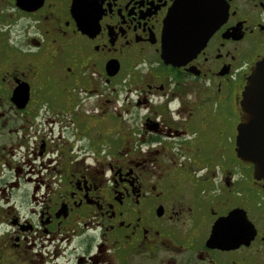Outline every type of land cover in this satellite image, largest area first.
<instances>
[{
  "label": "flooded vegetation",
  "instance_id": "flooded-vegetation-1",
  "mask_svg": "<svg viewBox=\"0 0 264 264\" xmlns=\"http://www.w3.org/2000/svg\"><path fill=\"white\" fill-rule=\"evenodd\" d=\"M182 1L0 0V264H264L237 154L264 0H205L191 55Z\"/></svg>",
  "mask_w": 264,
  "mask_h": 264
},
{
  "label": "water",
  "instance_id": "water-1",
  "mask_svg": "<svg viewBox=\"0 0 264 264\" xmlns=\"http://www.w3.org/2000/svg\"><path fill=\"white\" fill-rule=\"evenodd\" d=\"M205 0H183L170 13L166 21V30L172 34L174 46L180 51H198L207 37L194 41L189 34L195 30L205 14ZM186 52H182V55ZM189 55V53H188ZM183 59L171 64H180ZM241 123L238 126L237 154L241 161L253 167V175L264 182V59L258 62L246 79L242 92Z\"/></svg>",
  "mask_w": 264,
  "mask_h": 264
},
{
  "label": "rangeland",
  "instance_id": "rangeland-1",
  "mask_svg": "<svg viewBox=\"0 0 264 264\" xmlns=\"http://www.w3.org/2000/svg\"><path fill=\"white\" fill-rule=\"evenodd\" d=\"M9 15V12L8 11H4L3 14H0V16H2L3 18L0 17V20L4 23L6 22V19ZM0 35H3V33L1 32V28H0Z\"/></svg>",
  "mask_w": 264,
  "mask_h": 264
}]
</instances>
